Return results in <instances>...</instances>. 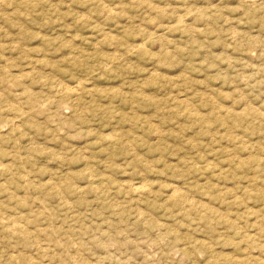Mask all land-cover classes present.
<instances>
[{"label":"rangeland","instance_id":"rangeland-1","mask_svg":"<svg viewBox=\"0 0 264 264\" xmlns=\"http://www.w3.org/2000/svg\"><path fill=\"white\" fill-rule=\"evenodd\" d=\"M0 264H264V0H0Z\"/></svg>","mask_w":264,"mask_h":264}]
</instances>
